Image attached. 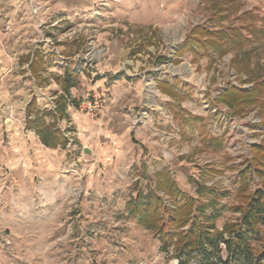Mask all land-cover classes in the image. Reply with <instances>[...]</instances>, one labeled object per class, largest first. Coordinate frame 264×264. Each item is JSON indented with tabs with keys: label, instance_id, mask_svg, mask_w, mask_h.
Wrapping results in <instances>:
<instances>
[{
	"label": "rangeland",
	"instance_id": "obj_1",
	"mask_svg": "<svg viewBox=\"0 0 264 264\" xmlns=\"http://www.w3.org/2000/svg\"><path fill=\"white\" fill-rule=\"evenodd\" d=\"M66 1L0 0V264H177L129 202L157 195L166 220L185 198H216L207 212L223 209L222 229L261 187L264 0ZM198 27L223 37L216 49L198 44ZM113 39L142 104L125 122L126 158L92 169L96 157L57 113L58 90L65 69L83 78ZM232 86L254 89L243 110L225 102ZM31 121L63 134L49 159L36 158L46 146ZM247 164L253 178L240 176Z\"/></svg>",
	"mask_w": 264,
	"mask_h": 264
},
{
	"label": "trees",
	"instance_id": "obj_2",
	"mask_svg": "<svg viewBox=\"0 0 264 264\" xmlns=\"http://www.w3.org/2000/svg\"><path fill=\"white\" fill-rule=\"evenodd\" d=\"M197 30L200 37L196 38L198 44L205 39L204 41L209 42L208 49L210 47L216 49L218 41L223 39L221 37L217 40L216 33L207 27H198ZM195 34L198 35L197 32ZM220 49H225L224 44ZM35 56L38 55L35 54ZM65 70L66 78L63 80V87L65 94L69 95L71 88L75 87L77 82L75 76L70 73L73 70ZM69 75L72 76L69 77ZM261 84L264 86V81H261ZM253 92L254 89L247 91L232 86L223 95L227 98L228 94H233L225 102L233 109L238 107L243 110L245 105H249L252 101ZM74 103L77 104L76 100ZM241 105L243 108L240 107ZM65 107L66 97L64 95L56 104L57 113L60 116L64 114ZM53 117L55 123L56 115ZM35 122H29V127L38 131L44 145L48 147L65 145L63 134L55 125L46 122L36 124ZM255 150L253 161L258 165L256 171L260 172L262 177L261 187L254 189L247 201L241 207L236 208L239 213L236 221L226 223L222 229L216 226V221L223 216V209H216L213 213L207 212L209 206L218 207L220 205L216 198L208 202L194 197L185 198V203H180L181 207L168 209L167 214L165 208V214L169 217L165 218L166 220L161 218L163 216L160 212L162 201L157 195L149 196L146 200L129 202L135 215L140 216L142 224L161 234L160 237L163 240L161 249L166 253L167 258L174 257L177 264H264V142L257 145ZM252 170L251 164H247L240 173L241 178H253ZM169 210L170 213H168ZM167 225L176 231L172 230L171 234L170 231L164 233ZM187 225H189L187 229L177 232ZM173 237L176 240H173ZM172 245L173 248H171Z\"/></svg>",
	"mask_w": 264,
	"mask_h": 264
},
{
	"label": "crops",
	"instance_id": "obj_3",
	"mask_svg": "<svg viewBox=\"0 0 264 264\" xmlns=\"http://www.w3.org/2000/svg\"><path fill=\"white\" fill-rule=\"evenodd\" d=\"M69 2V0L65 2L67 7H69L67 5ZM117 41L114 39L106 41L107 50L104 59H99L91 66H87L88 68L86 67L85 70L87 74H84L83 78L75 70L77 78L76 74L74 76L77 85L71 88L69 95L64 93L66 107L62 116L68 122H73L78 134V142L84 150H89L86 153L96 157L98 162L96 161L97 163L93 164L92 169H95L99 163H105L111 167L120 164L123 158H126L125 138L132 131L131 129L128 130L129 128L125 126V122L126 119H129L128 116H132L130 113L131 108L142 104L141 97H137L140 95V85L129 81L131 75L134 76L135 74H129L126 69L121 67V61L125 62V54L121 51ZM58 92L61 96L64 90L60 89ZM58 94L54 98H57ZM126 94L131 97H123ZM84 97L85 99H99V108L94 118L88 116L80 108V103ZM74 100L77 104L74 103ZM128 113L130 114L128 115ZM150 147L154 149V147ZM51 148L48 146H46V150L36 148L39 152L36 158L49 159L51 155H54ZM155 150L162 151L159 146ZM28 155L30 161H32L33 156L27 154V160ZM170 155L172 154L166 150V157H170ZM92 173L93 171H91V178H97L96 174L92 175Z\"/></svg>",
	"mask_w": 264,
	"mask_h": 264
},
{
	"label": "built area",
	"instance_id": "obj_4",
	"mask_svg": "<svg viewBox=\"0 0 264 264\" xmlns=\"http://www.w3.org/2000/svg\"><path fill=\"white\" fill-rule=\"evenodd\" d=\"M98 100H99L98 98L84 99L80 103V108H82L88 116L94 118L96 116L98 108H99V101ZM68 123H69V127H71L73 129V130L69 129V131L67 132V136L69 137V139L72 143L73 139L70 138L69 134H73V132L75 134L76 130H75V128H73V126H74L73 122L70 121Z\"/></svg>",
	"mask_w": 264,
	"mask_h": 264
},
{
	"label": "water",
	"instance_id": "obj_5",
	"mask_svg": "<svg viewBox=\"0 0 264 264\" xmlns=\"http://www.w3.org/2000/svg\"><path fill=\"white\" fill-rule=\"evenodd\" d=\"M85 152H89V150L86 149Z\"/></svg>",
	"mask_w": 264,
	"mask_h": 264
},
{
	"label": "bare ground",
	"instance_id": "obj_6",
	"mask_svg": "<svg viewBox=\"0 0 264 264\" xmlns=\"http://www.w3.org/2000/svg\"><path fill=\"white\" fill-rule=\"evenodd\" d=\"M155 90H152V92H154Z\"/></svg>",
	"mask_w": 264,
	"mask_h": 264
}]
</instances>
